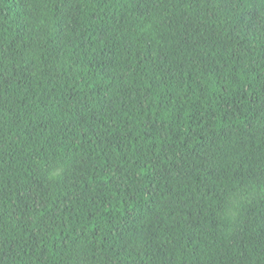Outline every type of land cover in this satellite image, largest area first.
<instances>
[{"label":"trees","instance_id":"16d2710c","mask_svg":"<svg viewBox=\"0 0 264 264\" xmlns=\"http://www.w3.org/2000/svg\"><path fill=\"white\" fill-rule=\"evenodd\" d=\"M0 264H264V0H0Z\"/></svg>","mask_w":264,"mask_h":264}]
</instances>
